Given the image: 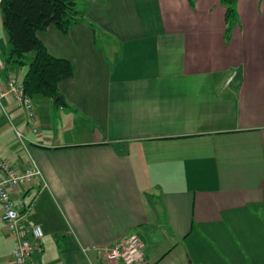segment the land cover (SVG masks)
Returning a JSON list of instances; mask_svg holds the SVG:
<instances>
[{
	"label": "crops",
	"instance_id": "0c3cea01",
	"mask_svg": "<svg viewBox=\"0 0 264 264\" xmlns=\"http://www.w3.org/2000/svg\"><path fill=\"white\" fill-rule=\"evenodd\" d=\"M89 8L99 34L86 23L38 34L74 67L58 84L66 105L34 96L29 118L2 98L16 123L0 112V159L20 174L32 158L41 172L7 189L42 230L34 260L123 264L84 248L137 234L142 264H264V0H236L229 27L222 0ZM8 49L0 44V92L12 79ZM14 245L1 229L0 264H13Z\"/></svg>",
	"mask_w": 264,
	"mask_h": 264
},
{
	"label": "trees",
	"instance_id": "16d2710c",
	"mask_svg": "<svg viewBox=\"0 0 264 264\" xmlns=\"http://www.w3.org/2000/svg\"><path fill=\"white\" fill-rule=\"evenodd\" d=\"M235 3L222 0L228 27L235 22ZM85 13L77 8L75 0H0L1 23L9 47L4 71L25 68L21 83L26 97L55 100L60 96L58 84L72 77L74 67L70 61L52 56L38 34L53 26L67 35L80 23L98 34L99 28L87 20Z\"/></svg>",
	"mask_w": 264,
	"mask_h": 264
},
{
	"label": "built area",
	"instance_id": "2783aa9c",
	"mask_svg": "<svg viewBox=\"0 0 264 264\" xmlns=\"http://www.w3.org/2000/svg\"><path fill=\"white\" fill-rule=\"evenodd\" d=\"M11 96L18 107H22L29 118L33 111L31 101L24 95L23 84L16 79H8L3 91L0 92V108H3L2 98ZM0 230L6 229L15 239L12 251L13 264H40L33 258V253L40 250L36 243L43 238L40 227H28L25 218L32 209V204L15 202L9 195L8 188L32 183L41 177L38 166L31 164L20 174L16 173L6 162L0 159ZM95 250L102 254L107 262L121 261L123 264H142L144 244L137 234H131L124 239L84 248Z\"/></svg>",
	"mask_w": 264,
	"mask_h": 264
},
{
	"label": "rangeland",
	"instance_id": "374dc122",
	"mask_svg": "<svg viewBox=\"0 0 264 264\" xmlns=\"http://www.w3.org/2000/svg\"><path fill=\"white\" fill-rule=\"evenodd\" d=\"M95 0H75V2H76V4H77V8L78 9H80V10H86V12H87V10H90V8H89V2L90 3H92V2H94ZM51 30H50V33L52 34V31H57V29L55 28V27H53V26H51V28H50ZM100 31V30H99ZM58 32V31H57ZM41 33H39V35H40ZM98 34H99V32H98ZM49 34L48 33H46V34H43V37L41 36V38H44V37H47ZM62 39H67V38H64L65 36H62V35H59ZM68 42V40H66V43ZM0 44L2 45H7V42H6V37L4 36V34H3V28H2V24H1V17H0ZM24 72H25V68L24 69H15L12 73H11V77H12V79H16V80H19V79H21V77H22V75L24 74ZM16 105V104H15ZM32 105H33V103H32ZM17 107V106H16ZM21 109L19 110V109H17L18 110V112H21V110L23 111L24 109L22 108V107H20ZM2 111V110H1ZM0 111V112H1ZM6 112L7 111H2L1 112V117H2V119H3V121L8 125L9 124V126H10V122L11 123H13V125H15V123H16V119L14 118V114L15 113H13V114H9V112L7 113V115H6ZM12 128V127H11ZM16 128L17 127H14V128H12V130L14 131V130H16ZM3 132H6L4 129L2 130ZM13 134L15 135V131L13 132ZM16 136V135H15ZM10 137V136H9ZM24 144H25V142L24 141H22ZM9 145L13 148V150H14V156L15 157H19V158H25V159H27V157H28V155H27V152H26V150H24L23 149V147H22V145H21V143H20V141L18 140V138H14V136L11 138H9ZM28 166L31 164V162H32V158H29V160H28ZM27 166V167H28ZM36 180H33V183L35 182ZM36 182H39V181H36ZM33 183H28V184H25V185H20L19 187H29L30 185H32ZM34 195H35V197L38 195V193H37V190H36V192L34 193Z\"/></svg>",
	"mask_w": 264,
	"mask_h": 264
},
{
	"label": "water",
	"instance_id": "95a60500",
	"mask_svg": "<svg viewBox=\"0 0 264 264\" xmlns=\"http://www.w3.org/2000/svg\"><path fill=\"white\" fill-rule=\"evenodd\" d=\"M57 102H59V103H61V104H63V105H66V103H65V101H64V99H63V97H61V96H59V97H57L55 100H54V104H56Z\"/></svg>",
	"mask_w": 264,
	"mask_h": 264
}]
</instances>
